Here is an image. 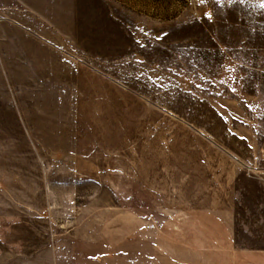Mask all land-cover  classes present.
Returning <instances> with one entry per match:
<instances>
[{"label": "rangeland", "instance_id": "374dc122", "mask_svg": "<svg viewBox=\"0 0 264 264\" xmlns=\"http://www.w3.org/2000/svg\"><path fill=\"white\" fill-rule=\"evenodd\" d=\"M0 38V264L264 246V0H9Z\"/></svg>", "mask_w": 264, "mask_h": 264}, {"label": "crops", "instance_id": "0c3cea01", "mask_svg": "<svg viewBox=\"0 0 264 264\" xmlns=\"http://www.w3.org/2000/svg\"><path fill=\"white\" fill-rule=\"evenodd\" d=\"M8 1L9 0H0V4L2 5L3 3H7ZM0 40H2V38H0ZM224 224L229 228L228 230H226L227 232H236L235 230H233L236 228V226L233 225V222L231 220L228 219V221H226ZM241 227L242 232L246 234H253L256 232L264 234V222L262 226H254L244 223L243 225H241ZM234 264H264V246H248L240 248L239 251L236 252V256L234 257Z\"/></svg>", "mask_w": 264, "mask_h": 264}, {"label": "built area", "instance_id": "2783aa9c", "mask_svg": "<svg viewBox=\"0 0 264 264\" xmlns=\"http://www.w3.org/2000/svg\"><path fill=\"white\" fill-rule=\"evenodd\" d=\"M262 163L264 165V151H263V155H262Z\"/></svg>", "mask_w": 264, "mask_h": 264}]
</instances>
